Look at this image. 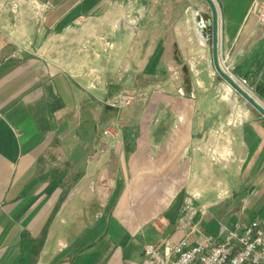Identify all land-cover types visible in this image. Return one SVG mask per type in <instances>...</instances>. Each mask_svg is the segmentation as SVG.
<instances>
[{
	"label": "crops",
	"instance_id": "crops-1",
	"mask_svg": "<svg viewBox=\"0 0 264 264\" xmlns=\"http://www.w3.org/2000/svg\"><path fill=\"white\" fill-rule=\"evenodd\" d=\"M2 1L0 264H133L184 235V198L210 235L264 221V117L215 72L204 0ZM214 1L250 88L264 23ZM123 88L147 99L110 106Z\"/></svg>",
	"mask_w": 264,
	"mask_h": 264
},
{
	"label": "built area",
	"instance_id": "built-area-1",
	"mask_svg": "<svg viewBox=\"0 0 264 264\" xmlns=\"http://www.w3.org/2000/svg\"><path fill=\"white\" fill-rule=\"evenodd\" d=\"M3 8L0 0V15ZM251 12L264 23V1L254 0ZM223 70L228 73L230 68L225 65ZM238 83L250 92L245 81ZM146 99L147 93L142 90L123 88L109 105L121 109ZM104 133L109 134L110 131ZM206 212L205 206L186 199L179 223L184 230L180 240L175 242L165 237L145 243L142 259L133 264H264V221L239 222L233 228L221 226L219 234L212 236L195 220L196 216L202 217Z\"/></svg>",
	"mask_w": 264,
	"mask_h": 264
},
{
	"label": "water",
	"instance_id": "water-1",
	"mask_svg": "<svg viewBox=\"0 0 264 264\" xmlns=\"http://www.w3.org/2000/svg\"><path fill=\"white\" fill-rule=\"evenodd\" d=\"M210 10L208 25L211 27V51L212 64L217 75L223 79L242 99L264 117V65H262L257 78L250 87V92L246 91L237 80H234L226 73L219 60L218 45V7L214 0H204ZM260 101H258L257 99Z\"/></svg>",
	"mask_w": 264,
	"mask_h": 264
},
{
	"label": "rangeland",
	"instance_id": "rangeland-1",
	"mask_svg": "<svg viewBox=\"0 0 264 264\" xmlns=\"http://www.w3.org/2000/svg\"><path fill=\"white\" fill-rule=\"evenodd\" d=\"M142 103H143V102H140V104H142ZM135 104H136V103H135ZM137 104H139V103H137ZM133 105H134V104H133ZM140 107H142V108H143V111H144V109L147 110V107H148V106H147V104H146V105H143V106H140ZM140 107H139V108H140ZM124 108H125V107H124ZM140 109H141V108H140ZM150 111H151V109L148 111V116H150V113L152 112V111H151V112H150ZM141 113H144V112H141ZM141 113H140V115H141ZM173 194H174V191H173V190H171V191L168 192V195H169V196H172ZM214 196H215V192L209 193V198H213V199H214ZM166 200H167V199L164 198L163 202L166 203V202H167ZM185 200H186V199L184 198V199H183L182 207L184 206V202H185ZM202 201L204 202L205 200H202ZM194 203L196 204V202H194ZM205 221H207V220H205ZM202 226H203V225H201L200 227L202 228ZM178 236H179V235H174L172 240L175 241V242L179 241L181 237H178ZM212 236H214V235H212Z\"/></svg>",
	"mask_w": 264,
	"mask_h": 264
}]
</instances>
